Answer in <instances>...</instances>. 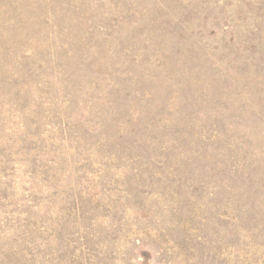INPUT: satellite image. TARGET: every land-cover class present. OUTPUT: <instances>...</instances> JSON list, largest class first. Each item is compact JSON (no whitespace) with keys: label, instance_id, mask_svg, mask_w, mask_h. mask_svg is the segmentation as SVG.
<instances>
[{"label":"rangeland","instance_id":"374dc122","mask_svg":"<svg viewBox=\"0 0 264 264\" xmlns=\"http://www.w3.org/2000/svg\"><path fill=\"white\" fill-rule=\"evenodd\" d=\"M0 264H264V0H0Z\"/></svg>","mask_w":264,"mask_h":264}]
</instances>
